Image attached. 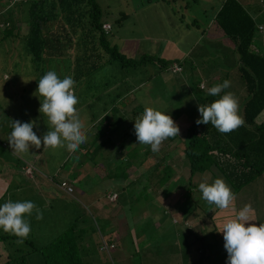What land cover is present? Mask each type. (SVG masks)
<instances>
[{
    "label": "rangeland",
    "instance_id": "obj_1",
    "mask_svg": "<svg viewBox=\"0 0 264 264\" xmlns=\"http://www.w3.org/2000/svg\"><path fill=\"white\" fill-rule=\"evenodd\" d=\"M223 1L194 0L193 2V0H167V2H162V0H101V2L105 3V9L109 13L106 16L107 22L113 24V19L115 17L118 18L120 16L119 13L126 16L123 20H119L113 24V30L108 41L109 44L116 45L119 52L130 58L135 59L142 55H147L151 58H148L149 60L145 65L136 66L132 69H122L117 62H113L101 67L100 70L92 74L88 73L78 80V83L74 86V90L79 99L76 108L78 111H81L79 115L84 120L87 130V140L85 143L91 142L94 137H97L96 133L104 131L107 122L112 119H117L120 122L118 125H114L113 128H108V132L104 136L100 135L102 142L107 141V145L105 148L102 146L98 148L100 149V154L97 153V158L94 162L95 166H93V163L92 165L91 162L86 161V169H71L72 157L66 163L64 161L65 164H63L62 159L67 154H70L66 147L67 142H65L64 147L46 149L47 153L42 158V164L46 165V167L41 171L49 176L48 178H40V181L36 182V184L41 187L42 183L47 182V180L49 182L51 178L54 181L63 178L71 183L69 186L72 188V191L66 192L63 190L67 194L64 195L57 188H54L57 193L55 199L52 195L49 197L48 193L45 195L41 213L42 218L49 222V225L46 222L34 230L37 227L34 224H37L38 221H34V224L29 223L30 226L32 225L31 234L34 235L35 232L40 235L45 233L46 229H51L49 236L53 237L66 227L72 219L78 220L82 218L83 229H85L86 233L87 227L98 226L101 231L105 230L106 238L112 237L113 241L116 239V246L119 244L121 249H125L133 239H137L134 245L137 251L134 253L131 250L133 253L131 257L137 261V264H145L146 257L138 250L146 249L147 251L151 248L150 246L156 245L155 242L150 243V240L146 237L149 234L147 232L155 230L167 236L170 244L163 243L162 241L164 245L167 244L169 246L163 253V261L161 254H158L159 251H153L157 248L150 249L154 256L152 257L153 263L157 262L156 264H162V262H165L166 264L168 262V264H180L179 254L169 251H171L175 244L181 246V251L184 249L183 237L186 235V232L182 229L181 232H178V237L173 238L171 232L162 230L164 227H171L172 229L175 226L179 227V225L184 227L182 223L173 224V227L164 218L165 216L168 217L167 215L170 216L172 211H176L177 201L167 206L164 200L165 191L161 192V188H156L159 185L156 182H159V177L157 176H159L158 172L164 168L163 166H170L172 170H177L176 173L180 176L178 179H184V182L192 184L191 198L197 204L201 203L200 197H202V193L198 186L204 181V178L206 179V176L194 174L190 179L188 178L187 162L183 157L185 144L181 143L186 135L188 126L198 119L199 111L198 109L194 110L192 95L190 94V97L186 92H182L180 85L186 84L185 82L189 84L191 79L187 75L190 71L194 76L193 82L198 79L201 80V74L204 73L205 67L213 69L215 66L223 71V65L221 64L222 56L228 55V58L231 57L229 41L220 35V30H215L213 27H210L212 19ZM240 1L247 10L248 15L253 19L254 24L256 26L260 24L262 27V31L260 30L256 33V40L253 42L252 47L264 53V12L259 10L260 3L258 0ZM184 4L185 6H183ZM169 6H172L174 11ZM103 13L101 15L102 18L105 15ZM15 27L21 28L17 35L9 34V36L0 38V96L3 95L5 98L3 109L6 108L5 110L9 111V108H11L16 114L22 115L25 111L24 109L27 107L33 108L32 114H35L34 122L37 120L40 122L44 115L37 111L41 107L39 98L32 95L30 99H27L22 94V91L19 90L16 83L14 85L12 80H9L8 84H6L2 79L3 75H12L28 81L31 78H35L39 73L36 70L38 65L30 61V57L23 47L25 40L24 25L20 22V24L16 23ZM21 32L24 34H21ZM215 50L219 51L217 55L211 53ZM152 58L161 59L166 62L176 61V63H181V67L185 72L183 74H172L162 70L158 73V68ZM234 58L232 59L234 60ZM199 61L203 62L202 67ZM188 62L193 63L192 70ZM52 67L56 68L57 63H53ZM25 68L31 69L26 71V75H20ZM207 73L208 75L212 74L208 71ZM233 74H230L231 78H229L230 87L228 92L234 94L239 101V106H241V104H244L247 94L242 89L243 86L237 92L236 81L232 80ZM205 86L207 87V84ZM210 86L213 87L212 85ZM33 101L39 104L36 105L35 103L33 105ZM85 105H89V107ZM139 106L143 109L138 117L143 115L144 109L147 107L171 115L176 125L180 128V133L177 138H180L181 142H169L168 145L162 143L159 152L150 151L147 157L143 156L140 149L142 145L137 144L129 135H120L122 131L128 130L127 119H133L132 115L140 108ZM111 108L113 111H111ZM239 114H241V110ZM93 117H99V120L101 119L95 127L92 121ZM14 118L16 117H12V119ZM7 121L6 126H9L13 130V123L9 120ZM40 124L42 135L39 133L40 131L36 132V134L42 140V136L50 129L48 124L43 126L42 123ZM2 141L3 143L5 142V140ZM96 143H98V140ZM5 145H0V166H2V163H6L8 164L7 168L11 171L19 170L20 162L13 156L14 152L9 146V141ZM112 146H115L113 149L117 153L112 150ZM41 147H43V144ZM35 150L34 146H30L29 153ZM112 154L113 156H111ZM128 155L136 161L139 158V165L134 163L128 168H123L126 162L124 157L128 158ZM19 158L22 159V156H19ZM46 158L48 159V163L45 162ZM104 158L107 161L102 160ZM156 163H158V166L154 170L152 166ZM25 174L28 175L26 171ZM10 178L11 173L4 174L0 178V185L5 186L10 183ZM178 182L173 183L175 187H188L187 185H183L184 182L182 180ZM51 184L54 186L55 183ZM154 185H156L155 188ZM149 186L154 188V190H148ZM59 189L61 188L59 187ZM261 190L257 195L262 194L263 196L256 195L257 198L252 203L258 202L259 208L256 209V212L259 215V210L261 209L262 218H264V188H261ZM111 193L117 195L114 203H109L107 198H105L106 195ZM242 193L244 192H240V195ZM173 194L172 192L169 196ZM17 196L18 194H12V192L4 193V196L0 195V206L9 200L17 202ZM160 206L165 208L166 212ZM213 206L215 207V205ZM215 209L216 211L214 212L215 216L218 215L217 217H220L225 211L218 208ZM196 211L197 213L199 211L201 212L199 214L202 215L200 221L197 217H193L194 214H197ZM196 211L194 209L191 215L188 216V219L192 220V229L196 233H202L209 223V221L206 222V218L210 213L207 211V207L203 208V212L199 207ZM255 214V210H253L252 222L259 226L256 220L258 217ZM120 217L124 218L121 222H119ZM113 220L121 223L117 227V223L115 222L116 229L112 227ZM224 222H226L225 219L218 218V223L221 224V227L218 228L219 230L217 229V233H209L207 238L202 240V250H204V245L207 242L210 244V248L204 250V254L209 256L205 258L203 264H227L228 253L223 249L218 250L215 246L218 240H221L223 244L225 243L223 233L219 232ZM106 226L108 227L105 228ZM123 229L128 232L122 234L120 231ZM28 238L31 239L32 237L28 236ZM142 238H145L149 242L144 243ZM191 239V236L187 238V240ZM112 252L109 254L96 253L90 256L89 260L87 258L86 260L89 264H108L106 261H109ZM124 253L128 254L127 250ZM195 254L193 253L192 258L195 257ZM29 258L33 259L35 263L38 260V255L33 253ZM103 258L105 263L101 262ZM114 262L115 264H120L116 260ZM120 262L121 264H125L123 261ZM128 263L131 264L130 261Z\"/></svg>",
    "mask_w": 264,
    "mask_h": 264
},
{
    "label": "trees",
    "instance_id": "obj_2",
    "mask_svg": "<svg viewBox=\"0 0 264 264\" xmlns=\"http://www.w3.org/2000/svg\"><path fill=\"white\" fill-rule=\"evenodd\" d=\"M165 1L167 2V0H162V2ZM258 2L264 3V0H258ZM104 4L105 3L101 2V0H16L14 2L13 0H0V23H8V26L4 30L0 29V38L2 39L4 36H9V34L14 36L17 35L21 28L15 27V24H20L21 22L24 25L23 31L25 33L23 47L26 49L30 61L38 65L36 70L39 71L35 78H31L28 81L24 78L20 79L12 75H3L2 79L5 83L8 84V81L12 80V83L18 85L19 90L22 91V94L27 99H30L32 95H34L42 101L43 97L37 92L38 81L48 71H55L60 79L71 76L75 81V86L81 77L86 76L88 73L92 74L100 70L101 67L113 62H117L122 69H132L136 66L145 65L149 60L148 58L151 57L142 55L133 59L119 52L116 45L109 44L108 41L111 36V31L113 30V24L119 20H123L126 16L119 13L120 16L113 19V24L107 22L106 16L109 13H107ZM185 4L183 6H185ZM169 7L174 11L172 6ZM259 10H261V6ZM102 13L105 14L103 18L101 17ZM105 24H108V29H104ZM258 26L261 25L258 24ZM258 26L254 24L253 19L248 15L247 10L240 0H224L216 11L210 27H213L215 30H220V35L229 41L231 57L228 58V55L222 56L221 64L223 65V71L215 66L213 69L205 67V71L201 75L207 79V88L209 89L211 88L209 85L215 86L216 84L223 83L225 80L229 81V78H231L230 74L234 73L232 75V80L236 81L237 92H239L243 86L242 89L246 91L247 94L244 104L240 106V115L244 118L245 124L233 132L220 133L211 123L208 125H197L195 121L188 126L187 140L185 141V147L183 149V157L187 162L190 177L197 173L200 174V176L205 174L210 177L209 182H207L209 184L213 183L216 179L215 175L210 173L211 167H214L215 170H218L227 178L229 175L236 178V176L232 174L233 170L235 172L237 170H247L250 172H246L247 175H237L238 177H245V180L242 179L243 181L239 180L234 182V189L232 191L236 199L238 197L240 208L238 209L235 207L234 201V206L229 208L230 211L228 210L232 215H236V213L242 209L241 207H244L242 204H251L252 206L258 203H252L253 200H256L258 192L252 195L251 190L250 192H244L240 189L243 183L252 181L257 174L264 173V53L252 47L253 42L256 40L255 35L260 31H258ZM24 33L21 32V34ZM213 49H215V47H213ZM211 53L217 55L219 51L215 50ZM233 57H235L234 60L232 59ZM152 60L156 63L158 73L162 70L164 72H169V67L173 64L180 68L181 74L185 72L181 67V63H176V61L166 62L157 58H152ZM53 63H57L56 68L52 67ZM199 63H201L202 67L203 62L199 61ZM188 65L192 70L193 63L188 62ZM29 69L31 68L23 69L20 75H26V71ZM207 71L212 74H206ZM187 76L191 81H189V84H187V82H185L186 84H181L180 87L182 92L192 95L194 110L198 109L199 104L204 106L210 105L215 100L220 99V97L229 90V88H227L224 89L220 95L211 96L208 94V89L201 90L197 86L198 82H193L192 79L194 76L191 71ZM1 96L0 140H5L3 144H6L13 131L12 128L6 126L7 120L12 119V115L10 114V110L12 111V109L9 108V111L5 110L6 108L3 109L5 98L3 95ZM36 101H33L32 104L34 105ZM39 103H36V105ZM85 106L89 107V105ZM140 108L132 115V120L127 119L128 131L124 130L120 133V135H129L137 144L138 141L135 135L134 123L135 120L139 118L138 115L142 113L143 108H141V110ZM24 110V112L22 111L23 114L19 115V120L22 123L32 122L34 125L33 131L35 133L40 131L39 133L41 134V130L38 129L35 124L42 123V126L48 124L47 117L43 116L40 122L38 120L34 122L35 114H32L34 109L27 107ZM37 111L39 112V109H37ZM111 111H113L112 108ZM78 112L79 114L81 113V111ZM132 117L130 116V118ZM200 118L201 115L199 113L198 119ZM92 121L95 127L99 124L101 119L99 120V117H93ZM119 122L120 121L117 119H112L107 122L104 131L96 133L97 137H94L91 142L82 143L78 150L67 154L66 157L62 159V163L65 164L69 158L72 157L71 169H86V161L91 162V164L93 163L94 165H92L95 166L94 162L96 161L97 153L100 154V149L98 148L100 146L105 148L107 145V141L102 142L100 135L104 136L108 132V128H113V126L118 125ZM2 134L5 135L2 136ZM97 140L98 143H96ZM171 140L177 139L176 137L168 138L162 143L168 145ZM140 145H142L143 148L139 147L142 155L147 157L150 151L152 152L151 146ZM113 148H115V146H112V150L117 153ZM46 149L47 148L43 147H41V150L36 149L31 153L24 154L22 159L13 153V156L19 160L20 165L6 193L12 192V194H18L17 202L31 201L36 204L38 188L35 186L36 181L33 174H37L38 172L41 174L43 173L41 170H44L46 165L42 164V158L47 153ZM111 156H113V154ZM124 158L126 162L123 168H128L134 163L139 165V158L137 161L129 155L128 158ZM102 160L107 161L106 158ZM45 162L48 163L47 158ZM156 166H158V163L154 164L152 168L155 170ZM25 170L30 172L31 177L24 173ZM167 170L168 167H165L158 172L159 176L157 177H159V182L157 181L156 183H158L160 187L169 181L171 173ZM32 176L34 178H32ZM52 179L53 178L50 180L54 181ZM51 181L48 183H51ZM61 182H65V180L61 179L56 182L54 186L62 194L67 195L63 190L59 189ZM191 188L192 186L188 185V187L183 190H177L174 184H170V187L165 190L164 197L174 192L173 195L165 199L168 203H171L173 200L177 201L176 211H172L170 214L171 217L167 215V223L172 225L182 223L184 227L181 225H179V227H174L173 225V229L171 227H164L162 230L171 232L172 237L175 238L178 237V232L184 229L183 231L186 232L187 235L184 236L183 232L184 249L181 251V246L175 244L174 246L177 247L173 248V246L169 252L179 254L180 264H203L205 258L209 256L204 254V250L210 248V244L207 242L206 245H204V250H202V240L207 238L209 233H217V229L221 227V224L218 223V218L220 217H217L218 215L215 216L214 211H216V207L209 205L202 197L199 196L201 203L197 204L196 201L191 198ZM240 192L244 193L240 195ZM196 193L198 194V192ZM112 195L111 193L105 197L109 203H114L117 199L116 194L115 197L111 199ZM250 197H252L251 202L249 201ZM198 207L202 212L203 208L207 207V211L210 213L206 218V222L209 221V223L202 233H196V231L192 229L193 227H191L192 220L188 219L192 211L194 209L195 211L198 210ZM160 208L164 209L165 212V208ZM199 214H201L200 211L194 214L193 217L196 216L200 221L202 215ZM172 218L174 222L171 221ZM119 219V222H121L124 218L120 217ZM115 222L116 220H113V228L121 224L116 222L117 224L115 226ZM79 223L82 224L79 225ZM187 223H189V225H187ZM107 227L108 226L105 228ZM208 229L210 230L207 232ZM120 232L124 234L128 231L123 229ZM49 233L50 232H45L40 235L35 232L34 235L29 233V237H32L31 239L27 238L23 243H17L18 237L6 233L0 228V264H89L86 258L89 260L90 256L93 254H109L111 251H113V257L110 256L109 261H106V263L115 264L114 260H116L120 264V261H123L125 264H129V261L131 264H137V261L131 257L133 256L131 250L134 253L137 251V248L134 247L137 239H133L125 249H121L119 244L116 246V239L113 241L112 237L106 238L105 230L101 231L98 226L87 227L86 233L85 229H83L82 218L78 220L72 219L66 227L53 237L49 236ZM147 234L146 237L150 240V243H156V245L150 246V249L157 248L153 251H159L158 254H161L163 261V253L169 248L167 244L164 245L163 243L170 244L167 239L168 237L162 232L155 230H152V232L149 231ZM190 236L192 239L187 240ZM147 242L149 241L146 240V243ZM193 245L194 247L192 248ZM215 246L218 250L223 249L227 253L221 240H218ZM150 249L147 251L146 249L142 250L141 254H147L149 251L145 262L147 264H156L157 262L153 263V253ZM125 250H127L129 255L124 253ZM33 253L38 255V260L35 263L33 259L29 258ZM193 253H196L194 258H192ZM101 262L105 263L104 258ZM162 264H165V262H162ZM166 264H168V262H166Z\"/></svg>",
    "mask_w": 264,
    "mask_h": 264
},
{
    "label": "clouds",
    "instance_id": "obj_3",
    "mask_svg": "<svg viewBox=\"0 0 264 264\" xmlns=\"http://www.w3.org/2000/svg\"><path fill=\"white\" fill-rule=\"evenodd\" d=\"M1 24V30L8 26V23L2 26ZM74 84L75 81L71 76L60 79L55 71H48L40 78L37 92L43 100H40L39 112L47 117L50 130L41 140L33 131L32 122L13 121V131L8 141L14 154L23 156L29 153L30 146L39 150L42 141L43 148L52 149L64 147L67 142L66 147L69 152L78 150L79 146L86 142L87 130L76 108L79 99ZM201 87L203 88L204 85ZM229 87L230 81L225 80L209 88L208 94L218 96ZM198 111L201 118L196 120V124L211 123L220 133L233 132L245 124L244 118L239 114V101L231 92L225 93L208 106L199 104ZM134 129L138 143L150 145L153 152H159L163 141L179 136L180 133V128L171 115L151 107L145 108L143 115L135 120ZM25 171L30 176V172ZM65 184L72 191L68 182L65 181ZM198 187L202 198L209 205H215L220 210H228L234 206L235 194L222 178L215 179L211 184L207 181L201 182ZM113 195L115 196L114 193ZM34 209L37 213L36 219H41L42 213L33 202L9 200L0 206V228L18 237L17 243H23L31 231L25 217H30ZM252 214V206L248 204L239 210L234 218L227 219L223 223L219 232L223 233L224 247L228 253L227 264H264V224L257 226L252 222Z\"/></svg>",
    "mask_w": 264,
    "mask_h": 264
},
{
    "label": "crops",
    "instance_id": "obj_4",
    "mask_svg": "<svg viewBox=\"0 0 264 264\" xmlns=\"http://www.w3.org/2000/svg\"><path fill=\"white\" fill-rule=\"evenodd\" d=\"M262 31V30H261ZM193 80V79H192ZM212 80V79H211ZM196 82H198V87H199V89H201V90H206V89H208L206 86H205V84H208V81H207V79L202 75V78H201V80H197ZM209 84H211V83H209ZM201 85H204V87L202 88L201 87ZM208 86V85H207ZM209 87H211L210 85H209ZM10 114L12 115L11 117H16V118H14V119H16V120H19V115L18 114H16L15 113V111L14 110H10ZM16 115V116H15ZM18 115V116H17ZM14 119H11V120H9L10 122L12 121V120H14ZM15 120V121H16ZM20 121V120H19ZM11 123H13V121L11 122ZM39 124V123H38ZM38 124H35V126L38 128V129H40V124L38 125ZM122 131V130H121ZM8 139V138H7ZM176 139L177 140H171V142L173 143V142H181V140H180V138H177V136H176ZM187 140V132H186V135H185V137L183 138V142H181V143H183V144H185V141ZM5 143V142H4ZM0 145H2V146H6L5 144H3V141L2 140H0ZM184 149V148H183ZM186 163V162H185ZM7 166H8V164H6V163H2V166H0V178L1 177H3V175L4 174H6V173H11V178H10V180H9V182H12L11 180L12 179H14L15 178V176H16V173H17V170H10V169H8L7 168ZM188 166V165H187ZM186 166V167H187ZM164 168L165 167H168V170L170 171V178H169V181H167V183H164L161 187L160 186H158V187H156V185H154V188L156 187V188H158V189H160L161 188V192L163 191H165L167 188H169L170 187V184H175V183H177L178 181H183L184 182V179H178V177H180V176H178L177 175V173H176V171L177 170H172L171 169V167L170 166H163ZM188 168V167H187ZM167 170V171H168ZM16 172V173H15ZM38 172V171H37ZM246 172H249V171H247V170H237L236 172L233 170V176H236V178L235 177H231V175H229L228 176V178L226 177V176H223L218 170H215V168L214 167H211L210 168V173L211 174H213V175H215V177H216V179L217 178H222L230 187H231V189L233 190L234 189V182H236V181H239V180H242V179H244L245 180V177H243V176H240V177H238L237 175H245L246 174ZM187 173H188V178L190 179L191 177H190V174H189V170L187 169ZM250 173V172H249ZM198 174V173H197ZM34 175V177L32 176V178H34L35 179V181L36 182H39L40 181V178H43V177H45V178H48V176L49 175H45L44 174V172L41 174L40 172H38L37 174H33ZM205 174H203V176H204ZM247 175V174H246ZM251 175H252V173H251ZM206 176V179L204 178L203 180V182H205V181H207V182H209V179H208V177L209 176H207V175H205ZM31 177V176H30ZM151 178V177H150ZM188 178H187V180H188ZM61 179H63V178H60V179H58L57 181H51V183H56V182H58V181H60ZM52 180H54V179H52ZM64 180V179H63ZM66 181V180H65ZM243 181V180H242ZM67 182V181H66ZM51 183H48V180H47V182H45V183H42V186L40 187L38 184H35V186H37V190H38V192H37V194H38V197H37V202H36V208H38L39 210H40V212H41V207H42V205H43V201H44V197H45V195H47V193H48V195H49V197L52 195V197L55 199V197H56V192H55V190H54V188H56L55 186H53ZM179 183V182H178ZM233 183V184H232ZM68 184H70L71 185V183L70 182H68ZM166 184H168V186H166ZM183 185H192L191 183H187V182H184L183 183ZM9 186H10V183H8V184H6L5 186H2V185H0V195L1 196H4V193H6V191H7V189L9 188ZM178 187V186H177ZM154 188H152V187H148V190H150V191H153L154 190ZM261 188L263 189L264 188V173L262 174V173H260V174H257V176H255L254 178H253V180L252 181H249V182H245V183H243L242 185H241V191H248V192H250V190L252 191V195L254 194V193H257V192H259V191H262L261 190ZM183 189H185V188H181V187H178V190H183ZM60 192V191H59ZM61 193V192H60ZM174 193V192H173ZM113 194V193H112ZM115 194V193H114ZM258 194V193H257ZM170 195V194H169ZM168 195V196H169ZM261 195L262 194H259V195H257V196H260L261 197ZM168 196H166V197H164V200L168 197ZM237 196V195H236ZM263 196V195H262ZM106 197V196H105ZM252 197H254V196H252ZM252 197H250V199H249V201L251 202L252 200H251V198ZM97 202V201H96ZM172 202H175V200H173ZM171 202V203H172ZM165 203H166V205L167 206H169V204H171V203H168L166 200H165ZM249 203V202H248ZM176 204H177V202H176ZM251 205V204H250ZM242 206H245V204H242ZM259 204L257 203L256 205H252V209L253 210H255V215L258 217L256 220H257V222H258V225L259 224H264V218H262V212H261V209L259 210V215L257 214V212H256V209H258L259 207ZM160 207H162V206H160ZM235 207H237L238 209L240 208V205H239V201H238V197H237V199L235 200ZM43 211V210H42ZM44 211H47V210H44ZM166 212V211H165ZM36 215H37V213H36V210L34 209L33 210V213H32V215L29 217V216H26L25 218L28 220V222L30 223V224H34L33 222L34 221H36L37 219H36ZM230 215V216H229ZM196 217V216H195ZM235 217V215H232L231 214V212L229 213L228 212V210H225L222 214H221V216H220V218H222V219H225V220H227V219H230V218H234ZM164 218H168V217H164ZM38 221V223L37 224H34V225H36L37 227L35 228V230L39 227V226H42L43 224H45L47 221L44 219V218H41V219H39V220H37ZM171 221L172 222H174V219L172 218L171 219ZM56 223H58V222H56ZM47 225H49V222H47ZM32 227V225L30 226V228ZM50 230L51 229H46L45 230V232H50ZM31 232V231H30ZM141 238V237H140ZM143 240H144V243H146V240H145V238H142ZM142 250H144V249H142ZM142 250H138V251H140V252H142ZM142 254H144L145 255V257H146V260H147V256H148V254H149V251H148V253L146 254V253H142ZM154 257V256H153ZM153 259V258H152ZM145 264H147L146 262H145Z\"/></svg>",
    "mask_w": 264,
    "mask_h": 264
},
{
    "label": "built area",
    "instance_id": "obj_5",
    "mask_svg": "<svg viewBox=\"0 0 264 264\" xmlns=\"http://www.w3.org/2000/svg\"><path fill=\"white\" fill-rule=\"evenodd\" d=\"M260 6H261V11H264V3H263V2H260ZM104 28H105V29H108V26L106 25V26H104ZM259 30H262V29H261V26H258V31H259ZM169 71H170L171 73H178V72H180L181 70H180L179 67H177L175 64H173L171 67H169ZM59 187H60L62 190L66 191V192H71V189L65 184V182H61L60 185H59ZM114 197H115V196L112 195V196H111V199H113Z\"/></svg>",
    "mask_w": 264,
    "mask_h": 264
}]
</instances>
